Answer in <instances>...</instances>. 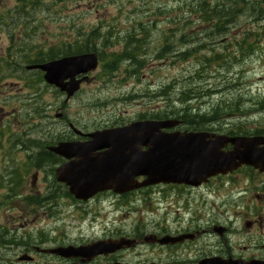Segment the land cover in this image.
<instances>
[{
  "label": "rangeland",
  "instance_id": "374dc122",
  "mask_svg": "<svg viewBox=\"0 0 264 264\" xmlns=\"http://www.w3.org/2000/svg\"><path fill=\"white\" fill-rule=\"evenodd\" d=\"M220 1L226 8L240 10L221 35L205 30L203 22L198 23V14L194 13L197 0H27L29 6L23 14L18 0H1L0 15L7 28H18L25 19L30 20L29 27L35 28L33 35L13 36L19 37L20 44L24 39L22 45L26 47L28 44L29 48L42 52L54 46L59 50L57 54L63 55L67 53L62 48L66 41L71 43L68 50L71 54L94 31L91 40L98 47L103 46L99 50L100 63L89 74V83L67 105L62 103L64 96L60 97L44 83L36 94L38 100L24 101V109L29 112H23L24 118L33 119L31 126L21 125L24 140L58 141L67 132L68 122L90 132L188 107L186 112L204 124L192 127L184 123L181 131L264 135V0ZM6 44V35L0 34V47L5 48ZM126 47L136 49L138 63L120 61L115 70L103 68L109 63L108 55H121ZM181 92L192 96V100L181 104L185 98ZM179 115L167 119H179ZM209 119L213 121H205ZM68 132L73 138L74 134ZM26 151L32 153V148H23V156ZM100 203L95 201L96 207L91 210L64 200L53 208L29 205L24 208V221L15 227L10 222L13 212L9 209L0 214L8 218L6 224L0 216V234L7 231V239L13 241L21 240V236L27 241L45 240L46 246L51 247L54 242L50 239L59 243H91L108 241L102 238L111 231L149 229L146 225L150 219L145 210L150 212L151 208L147 205L135 207L134 212H112ZM213 209L207 212L192 208L184 217L188 221L195 214L202 223L210 220L228 224L232 244H241L244 240L239 230L247 218L246 211L241 205L222 207L218 201ZM168 212L171 222L176 217L174 208ZM152 215L159 222L164 217L161 211L159 214L153 211ZM214 240L212 236H204L195 248L206 251L205 242L211 244ZM126 254L131 260H144L157 257L160 251L142 247ZM0 255L3 259L12 253L2 250ZM38 260L53 261L44 256Z\"/></svg>",
  "mask_w": 264,
  "mask_h": 264
},
{
  "label": "flooded vegetation",
  "instance_id": "af4514ba",
  "mask_svg": "<svg viewBox=\"0 0 264 264\" xmlns=\"http://www.w3.org/2000/svg\"><path fill=\"white\" fill-rule=\"evenodd\" d=\"M18 2L22 4L21 13H25L29 6L27 0H18ZM27 21L30 20L25 19L21 22L22 26L9 29L0 15V34L6 35L8 41V44L4 45L5 48L0 47V214L10 209L13 212L10 222L15 227L18 226L19 221H24L26 206L53 208L59 207L63 200L69 205L87 207L86 210L96 207L95 201L98 203L102 201L100 204H106L104 208L111 209L112 212L122 210L134 212L135 207H141L142 204L151 208V211L145 210L147 218L150 219L146 225L149 228L147 231L132 227L128 231L123 229L111 231L102 238V240L133 239L136 241L133 248L92 258L81 256L65 259L46 255L40 251V249L50 248L46 246L44 240L27 241L23 236L19 241L17 238L14 241L8 240L7 231H4L3 235L0 234V252L2 253L3 250L7 253L9 250L12 256L2 259L0 255V264H199L201 260L210 258H220L241 264H264V173L251 167H241L235 172L211 177L197 187L184 184H159L123 194H115L112 191L98 192L85 202L72 197L68 186L58 181L56 174L60 167L71 160L53 154L48 147H54L61 142H86L88 139L84 136L77 139L70 138L68 132L70 122L65 127L68 133L62 134L63 138L53 142L40 143L33 139L24 140L21 131V125L33 124V119L24 118L23 112L29 113L24 109V101L32 102L36 98L38 100L36 94L39 92L40 84L43 83V72L34 67L61 57L56 55L59 50L53 48L54 46L38 52L35 51L36 48H29L28 44V47L22 45L24 39L20 44L19 37L13 38L15 35L35 33V28L29 27L30 23ZM70 46L71 43L66 41L63 43L66 52ZM52 89L60 97L64 96L54 88ZM69 101L64 98L62 103L67 105ZM57 109L60 110L59 107ZM61 115L63 116L62 113ZM181 128H184V124ZM256 130L261 132L259 129ZM253 135H260V133ZM23 148L26 150L32 148V153L26 151V156H23ZM246 170L250 171L249 175L245 174ZM142 180L143 178L137 179L139 182ZM157 194L160 197L156 198ZM216 201L222 207L241 205V209L246 211L247 218L242 221L239 230L244 240L241 244L236 246L232 244V229L231 226H227L228 224L210 220L202 223L195 214L188 221L185 220V214H189L192 208L197 211H214ZM170 208H174V216L176 215L171 222L168 221L172 219L168 212ZM153 211L157 214L161 211L164 214L161 222L154 221L158 217H152ZM0 216L7 224V216L5 214ZM146 234L155 235L157 239L164 238L167 244H143L141 241ZM184 235L193 237L192 239L183 238ZM204 236L215 238L211 244L205 242L207 252L195 248ZM180 238L182 240L178 242ZM50 241L54 242L51 247L87 244L59 243L54 239ZM142 247L158 250L160 255L144 260L128 258L127 252ZM39 256L49 257L53 261L40 262Z\"/></svg>",
  "mask_w": 264,
  "mask_h": 264
},
{
  "label": "water",
  "instance_id": "95a60500",
  "mask_svg": "<svg viewBox=\"0 0 264 264\" xmlns=\"http://www.w3.org/2000/svg\"><path fill=\"white\" fill-rule=\"evenodd\" d=\"M96 65L95 54H83L50 62L39 68L45 72L47 83L71 96L78 90L81 81H76L75 77L94 70ZM67 79L69 82L64 83ZM179 123L178 120L136 121L123 127L87 134L85 136L90 140L84 143L58 144L50 151L73 160L57 170V180L69 187L75 199L86 201L97 192L107 190L122 194L160 183L198 186L210 177L231 173L241 166L264 172V137L162 131ZM227 145H231L232 149L224 151ZM138 177L145 179L139 183L136 181ZM141 243L163 245L167 241L147 235ZM135 244V240H108L43 252L66 258H92ZM199 264L241 263L212 258L202 260Z\"/></svg>",
  "mask_w": 264,
  "mask_h": 264
},
{
  "label": "trees",
  "instance_id": "16d2710c",
  "mask_svg": "<svg viewBox=\"0 0 264 264\" xmlns=\"http://www.w3.org/2000/svg\"><path fill=\"white\" fill-rule=\"evenodd\" d=\"M197 1L198 2H196V9L194 13L198 14L197 15L198 23L203 22V25L206 26L204 27L205 30H210L213 33H219L220 35L222 32L225 31L227 25L229 24L230 19L235 14L239 13L240 11L239 9H235L232 7L226 8L225 3L220 0H210V2L207 0H197ZM95 33H96L95 31L92 32V34L85 39V43L80 44L79 47L72 49L71 54L73 55V54H79V53H84V52H96L100 56L101 53L99 52V50L102 51L103 46L98 47L97 44L91 40L92 36ZM135 51H136L135 48L126 47L124 51L121 53V55L119 54L108 55L109 63L108 64L105 63L103 68L107 69L108 71H110V69L115 70L120 61H130V60L136 61L137 57L135 56ZM183 55L185 54H182L181 56ZM101 62H103V60H101ZM136 63L138 62L136 61ZM182 95L185 96V98L182 101H180L181 104L183 105L187 104V102H190L193 98L192 96H189V97L186 96L185 93H182ZM188 108H185L180 111H172L169 114L167 113L164 114L163 116H160V115L153 116L151 119H163V118H168L170 115H178V114L182 115L183 114V117H180L179 115V119H182V121L186 124H191L192 127H196L201 124H204L203 121H195V119H197L198 117L191 116L190 114H188L186 112V109ZM142 118H145V117L142 116L139 119H142ZM205 121L209 122L213 120L209 119ZM229 134H233V133H229Z\"/></svg>",
  "mask_w": 264,
  "mask_h": 264
},
{
  "label": "bare ground",
  "instance_id": "6f19581e",
  "mask_svg": "<svg viewBox=\"0 0 264 264\" xmlns=\"http://www.w3.org/2000/svg\"><path fill=\"white\" fill-rule=\"evenodd\" d=\"M249 4H250V3H248V5H249ZM250 7H251V6H250ZM184 76H185V75H184ZM183 78H184V77H183ZM186 82H187V81H186ZM188 82H189V81H188ZM179 86H180V85H179ZM182 87H183V86H182ZM195 88H196V87H195ZM197 92H198V91H197ZM181 93H182V92H181ZM181 93H180V94H181ZM159 96H160V94H159ZM166 96H167V95H166ZM177 96H178V95H176V97H177ZM178 97H179V96H178ZM181 97H182V96H181ZM197 97H198V96H197ZM179 98H180V97H179ZM195 98H196V97H195ZM181 99H182V98H181ZM181 109H182V108H181ZM184 109H185V108H184ZM178 110H179V109H178ZM179 111H180V110H179ZM181 112H182V111H181ZM181 112H180V113H181ZM178 115H179V114H178ZM180 117H182V116H180Z\"/></svg>",
  "mask_w": 264,
  "mask_h": 264
}]
</instances>
